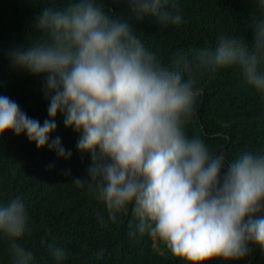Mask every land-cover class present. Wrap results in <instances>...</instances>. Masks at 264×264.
Masks as SVG:
<instances>
[{
    "label": "clouds",
    "instance_id": "obj_1",
    "mask_svg": "<svg viewBox=\"0 0 264 264\" xmlns=\"http://www.w3.org/2000/svg\"><path fill=\"white\" fill-rule=\"evenodd\" d=\"M127 2L137 19L153 17L163 29L183 22L175 0ZM36 28L42 35L8 56L14 66L44 77L48 118L41 124L0 95V136L26 133L37 149L48 146L70 159L59 136L49 142L59 113L65 127L79 134L78 150L91 155L87 178L73 183L87 184L111 221L131 205L135 231L160 240L188 264L242 260L252 252L250 244L264 250V155L245 152L226 161L185 131L203 74L237 69L264 95V17L249 18L251 38L221 34L214 48L177 53L171 65L98 0L44 8ZM29 232L24 201L0 203V236L11 255L6 253V263L33 264V252L17 242ZM48 247L55 264H64L68 252ZM103 254L100 249L96 257Z\"/></svg>",
    "mask_w": 264,
    "mask_h": 264
},
{
    "label": "trees",
    "instance_id": "obj_2",
    "mask_svg": "<svg viewBox=\"0 0 264 264\" xmlns=\"http://www.w3.org/2000/svg\"><path fill=\"white\" fill-rule=\"evenodd\" d=\"M98 2L134 28L145 47L166 65L172 64L177 53L214 48L221 34L251 38L246 33L249 18L264 17L260 0H175L183 22L163 29L153 17L137 19L127 0ZM65 4L66 0H0V95L16 101L41 124L48 118L44 77L14 66L8 52L16 47L26 49L30 37L42 35L36 24L44 8ZM198 87L202 94L186 122V134L201 138L212 153H223L226 161L245 152L264 155V95L234 68L220 70L212 78L201 75ZM56 123L49 142L59 136L62 146L72 153L70 159L59 157L48 146L37 149L26 133L17 136L9 131L0 136V203L16 197L24 201L31 232L17 242L33 252V264H55L49 244L68 252L64 264H188L172 255L160 240L135 231L131 205L111 221L88 185L73 183L74 178H87L91 155L78 150L79 134L65 127L59 113ZM249 246L252 252L242 260L217 258L206 264H264V250ZM100 249L104 254L97 258ZM6 253L10 255L9 241L0 236V264H13L6 263Z\"/></svg>",
    "mask_w": 264,
    "mask_h": 264
}]
</instances>
